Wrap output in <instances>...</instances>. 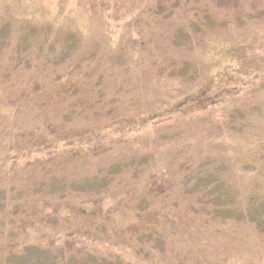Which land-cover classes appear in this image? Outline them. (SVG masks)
Here are the masks:
<instances>
[{"label": "rangeland", "instance_id": "rangeland-1", "mask_svg": "<svg viewBox=\"0 0 264 264\" xmlns=\"http://www.w3.org/2000/svg\"><path fill=\"white\" fill-rule=\"evenodd\" d=\"M0 264H264V0H0Z\"/></svg>", "mask_w": 264, "mask_h": 264}]
</instances>
